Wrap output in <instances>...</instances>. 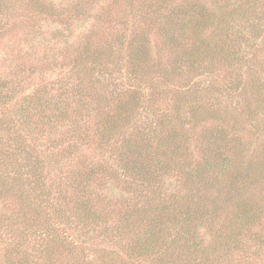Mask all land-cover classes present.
Returning a JSON list of instances; mask_svg holds the SVG:
<instances>
[{
	"label": "rangeland",
	"instance_id": "1",
	"mask_svg": "<svg viewBox=\"0 0 264 264\" xmlns=\"http://www.w3.org/2000/svg\"><path fill=\"white\" fill-rule=\"evenodd\" d=\"M142 1H146V5L143 3L139 10L146 11V24L154 25L158 17L164 16L165 13L169 14L173 6L170 0H164L165 3L162 0ZM173 1L178 3L187 0ZM206 2L207 5L213 6L212 0ZM130 3L131 0H0V95L8 97L5 106H0V177L6 178L4 183L12 179L11 183L18 192L19 188L25 189L24 196L33 197L38 192L33 191V187H30L32 180L28 181L27 176H24L25 173L23 174L31 162L25 159L27 156L22 150L34 148L35 152L41 154L43 158V161H40L41 165L48 172L46 182L50 185L48 192L51 195L50 201L54 200V197L57 198L58 192L63 190L69 203L85 195L95 201L99 195H105L106 198L113 197L118 201L122 198L132 202V194L129 191L125 190L121 193L125 189L122 178L116 180V176L109 174L108 177L105 175L99 180L98 176L92 187H89L84 194L80 189L81 184H71L69 177L93 169L96 166L93 162L102 161L107 154L104 160L119 161L121 155H126L120 150L121 143L127 140L126 136H129V132L133 130L131 128H138L142 122H146L147 128L154 127V131H159L164 126L163 131L171 138H173L172 132L178 136L176 138L182 135L184 137L193 135V138H197L201 135V131L198 128L194 130L192 122H188L192 112L194 115L201 114L209 117L205 124L210 126L207 129L209 133L213 128L222 126L226 133L239 141V145L244 147V144L248 143L246 146L252 156L247 159L245 152L243 153L245 164L260 162L258 153L262 147L261 144L264 148V87L260 89L259 81V78H264L263 40L259 39L255 42L248 34L232 33V30L229 35L223 34L230 28L218 26L213 31L207 30V33L215 44H219L220 49H216V56L214 55L211 61L205 57L204 65L196 63L189 66L186 58L181 59L180 64L174 63L169 54L158 51L156 41L150 42L153 45L150 48V59L143 62L139 56L141 53L135 50L129 51L127 48L130 41H136L142 44V52L146 54L147 26L146 30L142 28L137 31L136 40H133L132 33L127 31L131 24L127 22L130 17L127 14ZM32 4H35V7H32ZM39 7H53L54 13L48 16L36 14ZM211 9L214 13L219 11L217 8ZM243 11L246 15L234 21L236 27L233 24V29L238 30V26L242 24L243 29L252 34V29L256 30L260 24L264 26V22H260L264 20L263 9L255 11L253 7H244ZM230 15L232 14L228 10L220 17L227 18ZM107 18L110 20L108 21ZM50 30H55L58 34L70 33L69 41H79L81 45L79 52L83 51L85 47L83 41L88 36L86 39L88 44L89 39L92 40L93 49L85 56L83 52L80 53L83 57L76 62L73 70L72 65H69L70 60L62 61L63 54L60 52L58 54L61 55L55 59L56 54L53 55V53H57L55 50L58 46L57 41H53L51 53L47 56L43 55L44 51L40 48L43 46L38 45V42H46ZM35 32H40L39 37L34 36ZM152 36L157 38L153 32V26L149 30V37L153 39ZM233 38H238L235 43L239 42L234 45V50L231 52L229 44L232 43ZM246 39L250 41L246 42ZM97 51L101 52L100 57H93L92 53L95 54ZM109 53L112 54L114 63H111L106 56ZM228 57L235 59L224 62L223 59ZM198 60H200L199 57ZM238 60H241V63L239 67H236ZM152 63L154 66L163 64L165 69L161 72L156 70L157 73L150 72ZM226 64L241 68L244 73H248L249 70L253 72L248 77L245 74L244 81L246 80L247 87L245 98L239 97L242 86L235 91L229 88L231 85L228 78H234L235 75L227 74L226 69L232 68H223L222 65ZM168 72L167 78L164 77V74ZM54 92L61 93L54 100L65 98L67 102H72L69 104L72 112L69 122L48 121L47 116L50 115L40 119L45 111L39 109L41 103L38 102H41L42 98L47 100ZM23 105H27L33 115L29 125L24 123L18 114ZM97 121H100L105 128L94 127L98 125ZM159 123L165 124L160 127L157 125ZM112 124H114L113 128L117 127L115 132L109 131ZM91 127L94 128L91 130L89 129ZM98 138H101L100 141ZM193 138H190L188 143L182 141V145L192 148L195 145ZM175 139L173 140L176 141ZM97 141L101 144L99 148L94 147ZM43 143L50 145L51 149L45 152L41 145ZM68 149L72 151L71 155H59L60 151L63 153ZM240 150L242 148L237 150L239 154ZM44 152L47 155L42 156ZM182 152L184 153L185 150ZM15 158H18L20 168L13 163ZM57 158H68L63 161L70 169L67 177L64 173L60 176L57 171L55 173L53 164ZM235 161L236 164L233 165L232 170L238 163L244 164L238 159ZM112 168L114 169V166ZM184 170L190 172L188 180H185L178 170H171L161 181L168 186L166 191L174 195L183 196L189 192L190 196L194 191L198 196L201 195V198L205 197L204 204H207V206L204 205L205 211L203 208L201 216H197V219L196 216L193 217L190 223L198 226L201 229L200 233L206 232L209 227L216 240L221 237L222 241L224 237L229 241L227 244L232 243L229 245L233 252L231 264H264V171L262 178L255 175L257 180L247 185H240V195L236 193L231 197L228 195L227 183L216 181L220 178L214 173L209 174L206 179H200L193 165L190 168L185 166ZM100 182L104 186L102 190L99 188ZM60 183L69 184L68 189L64 190ZM197 183L203 184L196 187ZM70 190L71 197H69ZM160 190L158 193L164 196L166 191L164 188ZM149 192L150 190H146V193ZM184 196L186 197L182 199L183 202L190 204L187 194ZM242 196L249 198L252 211L244 221L236 222L233 218L234 208L231 205ZM227 198H231V202L227 201ZM17 201L18 199L11 195L6 201L0 199V215L16 210L19 205ZM106 213L111 215L112 220L102 224L104 229L79 224L85 228H82L77 235L78 229L72 228L69 232L70 228L67 226L61 227L63 235L73 241L74 251L67 254L69 250L66 248L53 247L55 252L52 258L56 260L54 264H77L76 261L78 264H168L167 260L169 264H189L185 252L177 260L178 248L182 247L177 246L178 242H174L176 236L171 233L174 227L150 232L148 227L150 224L146 223V219L137 218L134 221L136 224L132 223L131 231L125 232L119 227L126 224L128 220L124 217L122 220L119 219L121 216L117 217L111 207ZM2 218L0 219V227H3V230H0L2 240L0 264H6L4 257L15 259L18 255L9 247L10 241L14 239H12L13 235H8L5 231L6 226L3 225L6 221L3 222ZM118 220H121L119 225L116 224ZM260 222L262 223L259 224ZM253 224H255L254 227ZM254 229L260 230V235L256 239H260L259 243L262 244L255 243ZM16 233L19 235L18 232ZM132 235L146 243L150 258L139 256L136 249L130 253L133 250L132 246L124 242L128 239L129 242L133 241ZM81 236L87 240L83 244L80 241ZM204 239V244L210 247L212 238L206 235ZM24 247L22 245L23 249Z\"/></svg>",
	"mask_w": 264,
	"mask_h": 264
},
{
	"label": "trees",
	"instance_id": "2",
	"mask_svg": "<svg viewBox=\"0 0 264 264\" xmlns=\"http://www.w3.org/2000/svg\"><path fill=\"white\" fill-rule=\"evenodd\" d=\"M206 1L187 0L176 3L173 0H170V2L173 3V6L170 9L169 14L165 13L164 16L160 15L156 23L153 25L150 23L146 24V11L144 10L145 12H140L139 10L140 6H143V3L146 5V1L131 0V6L127 8V14L130 15L127 22L131 24L127 31H130L132 33V39L136 40L138 37L137 31L142 28L146 30L147 26L146 54L144 51L142 52V44H139L136 41H130L127 44V48L129 51L135 50V52L141 53L139 56L142 61L147 62L150 59V48L153 46L151 43H155L156 41L158 42V51L169 54L172 59L171 61L180 64L179 61L186 58L187 65L190 66V64L196 65V63L204 65L205 57L209 58L211 61L214 55L216 56L217 52L215 51H217V48L220 49V46L211 40V36L207 33V30L211 29V31H213L214 28L216 29L218 26L230 28L226 29L223 34L229 35L231 30L232 33L244 32L250 36V39L252 37L253 41L256 42L260 39L263 40L262 42L264 43V26L261 24L256 30L252 29V34L246 32L245 28L243 29L242 24L238 26V30L233 29L234 26L236 27L234 21L236 22L238 17H244L246 15L243 11L244 7H253L255 11L260 9L264 10V0H212L213 6H210V4L207 5ZM162 2L165 3L164 0H162ZM32 5V7H35V4ZM75 8H73V10ZM211 8H217L219 11H215L214 13V10ZM228 10L232 15L227 18L226 16L220 17ZM53 13V7H39L36 10V14L42 16H48ZM61 14L65 16L64 13ZM68 15L70 14L68 13ZM112 16L113 14L111 17ZM111 17L109 16V18ZM109 18H107L108 21L110 20ZM260 22H264V20H261ZM151 26H153V32L157 35V38L155 36H152L153 39L149 37ZM39 35L40 32H35L34 36L39 37ZM69 35L70 33L62 34L60 32V34H58L55 30H50L49 37L45 40L46 42H38V45H42L47 49L45 50L40 46L44 51L43 55L47 56L51 53L50 51L53 50V41H57L58 46L55 48L57 53H53V55L56 54L55 59L63 54L61 55L62 61L70 60L71 64L69 65H72L71 67L74 70L76 62L80 61V58L83 57V54L80 53L83 52L85 56L92 51L93 42L89 39L88 44V39H86L88 36H86L83 41L85 47H83V51L79 52L81 47L79 41H69ZM122 35L125 36V34ZM149 39H152V41H149ZM250 39H246V42L250 41ZM120 40L121 39H119V41ZM235 40H238V38H233L232 43L229 44L231 52L234 50V45H237L239 42L235 43ZM221 49H223V47ZM58 52L61 54H58ZM100 53L101 52L97 51L95 54H92L93 57H100ZM204 54L205 56H203ZM106 56L111 63L115 62L111 53ZM198 57L200 60H198ZM242 57L240 59H242ZM132 59L135 60L134 57H132ZM234 59L235 58L228 57L223 60L224 62H230L234 61ZM149 63L150 61L148 64ZM240 63L241 60L236 61V67H239ZM150 65L152 69L150 72L153 73H157L156 70H160L161 72V70L165 69V66L163 64L160 65V63L155 66L153 63ZM222 66L223 68H232L226 69V72L228 75H235L234 78H228V82H230L231 85L229 88L235 91L239 86H242V89L239 92V97L245 98L247 94V87L245 86L246 80L244 81L245 74L248 77L249 74H252L253 72L249 70L248 73H244L241 71V68H234L235 66H232V64ZM168 74L169 72L164 74V77L167 78ZM263 79L259 78L260 89L261 87H264ZM59 95H61L60 92H54L47 98V100H43L42 98V101L38 102L41 103L39 109L45 111V113L42 114L43 116H40V119H44L47 115H50L47 116L49 118L48 121L63 120L64 122H69L71 117L70 113H72L69 104L72 102H67L65 98L54 100ZM7 102L8 97L3 94L2 96L0 95V106L4 107ZM81 107H83L82 104ZM18 114L20 118L23 119L24 123L29 125L31 122L30 119H32L33 115L30 113L27 105H23ZM183 114L184 113H182V115ZM209 116L211 117V115ZM189 119L188 122H192L194 130L198 128L201 131V135L197 138H193V135H186L185 137L182 135L181 137L176 138L178 136L174 135V132H172L173 138H171L167 135L168 133L163 131L164 126L161 130L154 131V127L147 128L145 125L146 122H142L138 128H131L133 129V132H129V136H126L127 140L121 143L122 148L120 150L125 152L126 155H121L119 161L104 160L108 156L107 154L103 157L102 161L98 163L93 162V164L96 165L93 169L82 171L81 174L69 177L72 181L71 184H81L80 189L84 194L87 193L89 187H92L98 176L100 177L99 180L103 179L105 175L108 177L109 174L113 177L116 176V180L122 178V180H124L123 187L125 189L122 190L121 193H124L125 190L129 191V193L132 194V202L122 198H119L121 199L120 201L115 200L113 197L106 198L105 195H99V198L94 196L96 197L95 201L88 195H85L78 198V200L73 203H69L66 200L68 197L62 192L63 190L58 192L57 198L54 197V200L50 201L49 197H51V195L48 193L50 185H47L46 182L48 172L45 171L44 166L41 165V162L43 161L41 154L35 152L34 148L22 150L23 154L27 156L25 159L31 162L23 174L25 173L24 176H27L28 181L32 180L30 187H33V191L38 192L33 195V197L24 196L25 193L23 191L25 189L20 190L19 188L18 192V190H15V186L11 183L12 179H9V182L6 181V183H4L6 178L0 177V199L6 201L8 196L11 195L18 199L19 202L21 201L20 203L17 201L19 205L16 210L11 209L13 212L0 215V219L3 217L2 221H6V224L3 225L6 226L5 231H7L8 235H13L12 239L14 240L10 241L9 247L18 255L15 259L12 257H4L6 264H54V261L56 262V260L52 258V255L55 252L53 247L61 246L62 249L66 248V250H69L67 254L74 251L72 246L73 241L69 239V237L64 236L60 228L67 226V228H70L69 232L72 231V228L78 229L77 235L82 228H85L84 226H98L104 229L102 224L112 220L111 215L106 213L110 207L114 209L117 217L121 216L119 219L122 220L124 217L128 220L126 224L119 227L125 232L131 231V226H133L132 223L136 224L134 221L137 218L146 219V223L150 224V226H148L150 232L153 230H164L161 228L174 227L171 232L176 236L174 242H178L177 246L182 247L178 248L179 252L177 253V260H179L180 256L185 252L189 264H196V261L197 264L233 263V252H231L229 248V245H232V243L227 244L228 240L224 237L222 241L220 240L221 237L216 240L209 227L206 232L200 233L199 231L201 229L190 223L192 222L193 217L196 216L197 219V216H201L204 205L207 206V204H204L205 197L201 198V195L198 196L194 191L192 195L189 196V192H187L184 195L187 194L190 199V204H188L182 200L186 196H177L166 191L168 186L161 180H163L171 170H178V172H181L184 179L188 180L190 178V172L184 170V167L186 166L190 168L191 165H193L194 169L196 168L195 171L200 179H206V177H209V174L214 173L216 177L218 176L220 178L216 179V181H225L227 183L228 195L231 197L236 193L240 195V185L243 186L253 183L252 181L257 180L255 175L262 178V172L264 171L263 144H261L262 147H260L258 153V156L261 159L259 160L260 162L256 161L252 164H245L243 153L245 152L247 159L252 156L248 146H246L248 143H246V145L244 144V147L241 144L239 145V141L226 133V130L222 126H219L217 129L213 128L209 133L207 129L210 126L205 125L207 120H209V117L201 114L194 115V112H192ZM38 122H40V120ZM97 123L98 125L94 127L97 128L98 126H101V129L105 128L100 121H97ZM42 124L46 125L45 122H42ZM162 124L165 123H159L157 125L160 126ZM113 125L114 124L110 126L109 131L115 132L117 127L113 128ZM94 127L89 129L92 130ZM97 131L99 132V130ZM111 135H113V133ZM190 138L195 140V145H193L192 148H186L187 146L182 145V141L188 143ZM98 139L100 141L101 138ZM99 141L96 142V146L94 147L99 148L101 146ZM41 145H43L42 147H44L45 152L46 150L51 149L50 145L47 143ZM240 148H242V150H240L239 154L237 150ZM183 150H185L184 153L182 152ZM45 152L42 156L47 155ZM236 153L238 155H236ZM71 154L72 151L70 149L63 153H61V151L59 152V155L61 156H69ZM194 155L196 156L194 157ZM65 159L68 158H57V160H54L53 169L55 170V173L57 171L59 176L64 173L66 175L65 177H67L70 174V169L68 165L63 162ZM236 159H238V161H243L244 164L241 165L238 163L237 167L232 170L233 165L236 164ZM14 161L15 162L13 163L20 168L21 166L19 165L18 158H15ZM109 161L112 163L110 162V164ZM112 166H114V169ZM202 184L203 183H197L196 187ZM60 185L64 190L69 187V184L64 185L60 183ZM99 188L100 190L104 189L101 182L99 183ZM160 188H164V191H166L164 196H161L160 193H158V191H161ZM59 189L60 188H58V190ZM146 190H150V192L146 193ZM71 196L72 194L70 190L69 197ZM244 197L245 196L240 197V200L233 202L231 205L234 208L233 218L236 222L237 220L244 221L252 211L249 198ZM230 200L231 198H227V201L231 202ZM70 201H72V199H70ZM76 204L78 205L75 207ZM203 211H205V208ZM260 215L262 216L263 212ZM261 216L260 218H263ZM121 220H118V223L116 222V224L119 225ZM129 221L131 223H129ZM261 223L262 222L259 224ZM79 224L84 226H80ZM254 225L255 224H253V227ZM0 230H3L2 226L0 227ZM254 230L255 243L262 244L259 243L261 242L260 239H256V237L260 235V230ZM16 232H18L19 235ZM85 235H87V233ZM206 235L212 238L210 247H208V244H204V238ZM131 237L133 241L129 242L128 239L124 242L125 244L132 246L133 250L130 253H133L134 249H136L139 256H144L146 259L150 258L146 243L142 242L141 238L138 240L135 235H132ZM80 241L81 244H83L87 240L81 236ZM1 242L2 240L0 239V243ZM3 243H6V241H3ZM22 245L25 246L24 249L22 248ZM259 246L257 247L258 250ZM75 263L78 264L77 261ZM166 263L169 264L170 262L167 260Z\"/></svg>",
	"mask_w": 264,
	"mask_h": 264
}]
</instances>
